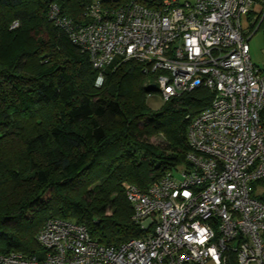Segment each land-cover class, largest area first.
I'll list each match as a JSON object with an SVG mask.
<instances>
[{
  "label": "built area",
  "instance_id": "2783aa9c",
  "mask_svg": "<svg viewBox=\"0 0 264 264\" xmlns=\"http://www.w3.org/2000/svg\"><path fill=\"white\" fill-rule=\"evenodd\" d=\"M256 3L127 0L109 9L95 1L77 25L51 6L50 18L99 71L116 56L133 59L155 75L163 100L200 87L212 98L188 124L186 163L146 189L123 184L142 236L106 246L84 224L49 217L36 234L37 254H0V264H227V251L238 264H264V71L240 21L250 11L264 16Z\"/></svg>",
  "mask_w": 264,
  "mask_h": 264
},
{
  "label": "trees",
  "instance_id": "16d2710c",
  "mask_svg": "<svg viewBox=\"0 0 264 264\" xmlns=\"http://www.w3.org/2000/svg\"><path fill=\"white\" fill-rule=\"evenodd\" d=\"M95 1L113 9L127 0H0V254H37L36 234L49 217L84 224L106 246L142 236L123 184L146 189L186 163L188 124L212 98L200 87L152 110L146 97L155 91L147 85L155 75L142 63L116 56L95 68L49 16L55 4L77 25ZM262 13L251 22L254 32ZM260 119L264 125V107ZM155 133L163 145L150 142ZM227 255V264H238L234 252Z\"/></svg>",
  "mask_w": 264,
  "mask_h": 264
},
{
  "label": "rangeland",
  "instance_id": "374dc122",
  "mask_svg": "<svg viewBox=\"0 0 264 264\" xmlns=\"http://www.w3.org/2000/svg\"><path fill=\"white\" fill-rule=\"evenodd\" d=\"M261 7L262 4L259 2H257L256 5H254V9L256 12ZM256 15H257L256 13H254L253 17H250L249 15H242L240 21H241L242 32L244 36L248 38L250 58L252 59V62L256 66H258V68L264 71V22L261 25V27L254 32V30L251 27V22L254 20ZM11 25L10 28L13 29L17 27L18 24L14 27H11ZM10 35H12L15 38L26 39V34L23 33L17 34L16 32H12L10 33ZM151 91H155V92L149 94L146 97V103L150 109L157 110L162 106L164 100L159 95V93L156 92V89ZM163 138L164 137L161 133H155L149 139L150 142H152L153 144L163 145L164 144ZM176 176L178 177L179 175L176 174ZM206 264H213V263L208 261Z\"/></svg>",
  "mask_w": 264,
  "mask_h": 264
},
{
  "label": "water",
  "instance_id": "95a60500",
  "mask_svg": "<svg viewBox=\"0 0 264 264\" xmlns=\"http://www.w3.org/2000/svg\"><path fill=\"white\" fill-rule=\"evenodd\" d=\"M147 88H148L149 90H155V89H156L154 83H150V84H148V85H147Z\"/></svg>",
  "mask_w": 264,
  "mask_h": 264
}]
</instances>
